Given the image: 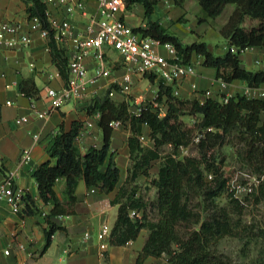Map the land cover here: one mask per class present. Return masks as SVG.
<instances>
[{
	"label": "trees",
	"instance_id": "16d2710c",
	"mask_svg": "<svg viewBox=\"0 0 264 264\" xmlns=\"http://www.w3.org/2000/svg\"><path fill=\"white\" fill-rule=\"evenodd\" d=\"M162 1L126 0L128 10L140 5L145 12L146 25L134 29L136 33L162 45H172L183 64L191 63L194 56L201 57L202 65L215 69L216 79L228 85L242 81L248 88L264 86V69L249 71L243 67L240 58L243 51L264 48V0H197L204 14L201 22L215 20L228 5L235 6L220 31L228 45L224 55L214 54L202 41L186 45L159 20L154 21L155 8ZM25 2L29 19L38 18L42 27L49 31L48 45L53 63L58 67L65 85L68 84L70 58L50 30L46 4L42 0ZM149 79L154 82L156 78L150 75ZM21 92L31 99L39 94L31 79L23 81ZM109 93L104 99L93 100L87 108L88 115H99L102 145L91 147L83 154L75 144L84 128L83 123L74 122L70 131L60 125L49 151V161L35 172L39 200L44 205L53 204L47 216L49 223L51 217L76 213V188L80 180L88 188L96 187L105 193L117 187L120 171L112 151L113 129L110 124L119 121L132 132L128 139L131 165L126 185H131L141 176L151 178L154 163L159 161L160 165L157 178L151 181L157 189V198L151 204L136 198L134 189L128 191L122 188L114 201L115 205H119V212L109 237L110 245H127L136 241L142 230H148V239L136 264H144L149 257L163 256L168 264H231L215 248L223 238L237 235L240 222H235L233 216H240L243 211L239 209L240 201L228 192L232 179L224 169L226 158L221 150L226 145L235 148L239 145L237 156H243V162L253 167L258 175H264V99H249L238 92L227 103L221 102L218 97L207 98L200 103L198 100L175 97L173 89L160 80L156 100L146 103L136 112L130 103L114 102ZM163 104L167 110L165 116L160 117V106ZM184 117H188L193 124L185 123ZM145 127L150 130L153 147L143 146L140 141ZM196 139L199 141L196 142ZM192 145L199 151V158L179 157L181 147ZM165 147L172 148V152L163 155ZM210 175L212 180L208 182ZM62 179L66 181L68 196L65 202H61L55 192L57 182ZM261 190L264 193V180ZM225 194L230 199L228 207L218 204ZM131 211H143V216L133 219ZM152 212L156 213L155 219L149 217ZM36 213L41 211L27 195L20 214L29 216ZM58 230L50 223L46 232V247Z\"/></svg>",
	"mask_w": 264,
	"mask_h": 264
},
{
	"label": "crops",
	"instance_id": "0c3cea01",
	"mask_svg": "<svg viewBox=\"0 0 264 264\" xmlns=\"http://www.w3.org/2000/svg\"><path fill=\"white\" fill-rule=\"evenodd\" d=\"M189 3H193L195 11L187 8ZM87 7L90 15L96 14L95 0H88ZM192 12L194 18L190 19ZM198 12L194 0H163L155 8L152 19L159 20L186 45L198 41L211 42L208 40L215 39L217 44L210 43V49L216 55H224L228 51V45L220 31L225 25L220 29L210 24V21L200 22L198 17L195 18ZM123 19L134 29L144 27L147 22L144 9L140 5L125 12ZM178 19L181 20V24L186 22L191 24L181 29L176 23ZM0 22L20 25L22 31L32 40L26 47L23 45L9 47L0 42V182L14 173L16 185L24 192L25 197L27 195L32 197L41 211L29 216L14 214L5 202H0V264H136L148 239V230H142L136 241L124 246H111L109 239L104 242L97 239L103 226L109 225L113 228L118 219L119 205H115L114 201L122 188L128 191L134 189L136 198L140 197L147 202L149 192L152 194V202L157 198V189L151 185V181L157 178L158 170H151V178L141 176L131 185H126L131 165L128 139L132 132L129 128L122 126L113 129L112 133V151L115 152V162L120 171L117 187L114 191L105 193L96 187L88 188L85 182L80 180L76 188L78 198L76 213L71 216L51 217L50 223L60 230L52 235L48 247L46 232L50 229V223L47 216L53 204L44 205L39 200L38 184L34 175L41 165L49 161V151L60 125H63L66 131H70L74 122L83 123L84 128L75 143L83 154L91 147L102 145L98 115L90 116L87 112L93 100L104 99L110 90H116L111 99L116 103H130L132 110L137 112L143 105L142 102L146 104L156 100L160 80L155 79L151 82L150 75L134 74L131 92L121 93L116 83L123 81L128 70L120 56L109 47H105L104 69L110 70L109 76L102 77L91 85L88 95L81 102L68 103L50 111L48 91L63 89L65 82L58 67L53 63L48 39L41 36V27L29 19L25 0H0ZM85 22L83 16H75L73 24L76 31L83 30ZM11 38V35L5 36V39ZM67 48L70 49L69 46ZM156 49L164 57L172 58L166 48ZM67 54L70 57V53ZM240 58L243 67L249 71L264 69V48H252L241 54ZM192 62L196 63L197 76L186 77L179 82L166 85L171 87L173 92L178 90V98L204 103L207 98L203 91L217 85L216 71L204 67L203 59L199 56H194ZM84 64L88 70L87 78H93L98 67L94 56L86 57ZM28 79L34 80L38 89L39 94L36 98L31 99L21 92V84ZM193 85H197L199 93L194 92ZM246 87V83L235 81L228 85L226 94L222 95L232 96L242 92ZM160 107L166 113L164 104ZM34 110L39 113L48 112V116L39 119ZM22 116H27L29 122L18 126L16 120ZM149 134L150 130L145 127L144 140L141 143L143 146L153 147ZM34 135L40 136L39 142H35ZM25 149L32 151V161L29 164H21ZM55 192L61 202L68 199L64 179L57 182ZM142 216L143 211L138 212L137 218ZM86 233L91 235L89 241L83 240ZM19 245H23L25 249H19ZM8 248L11 249V254L5 256L4 251ZM165 261L164 256L149 257L144 264H163Z\"/></svg>",
	"mask_w": 264,
	"mask_h": 264
},
{
	"label": "built area",
	"instance_id": "2783aa9c",
	"mask_svg": "<svg viewBox=\"0 0 264 264\" xmlns=\"http://www.w3.org/2000/svg\"><path fill=\"white\" fill-rule=\"evenodd\" d=\"M42 1L47 6L46 17L55 40L62 49L70 53L68 84L61 90L50 89L48 91L50 111L57 110L68 103L81 102L88 95L91 85L95 84L100 78L109 76L110 70L104 69L106 54L103 50L105 47H109L116 52L128 70L123 81L116 83L118 91L123 94L131 92L134 74L153 75L156 79L169 84L179 82L186 77L197 76L196 63L183 64L172 45H162L151 38H144L124 21L123 16L128 11L126 0H95L97 11L94 15H90L88 12V0ZM77 15H81L86 19L85 27L81 31H76V26L73 24V19ZM30 20L41 27V36L48 39L50 33L42 27L40 20L38 18ZM6 35H11L12 38L5 39ZM0 42L9 47H15L16 45L26 47L31 44L32 40L22 31L20 25L0 22ZM157 47L166 48L172 58L169 59L161 55L157 51ZM233 51L236 52V49H233ZM246 52L248 50L243 51L242 54ZM90 55L94 56L98 67L95 76L88 79V70L84 64V59ZM192 88L194 92H200L197 85H193ZM227 88V83L223 80H217L216 87L203 91V95L206 98L218 97L221 102L227 103L231 96L222 95L226 94ZM115 93L116 90H111L109 97H114ZM241 93L249 99H264L263 86L255 89L246 87ZM173 95L178 98V90H175ZM142 104L141 107L146 105L145 102H142ZM34 113L39 119L48 116V112L39 113L34 110ZM164 116L165 111L161 110L160 117ZM28 122L27 116L19 117L16 120L18 126ZM110 126L112 129H116L123 125L121 122L116 121L112 122ZM34 140L36 143L39 142L40 136L34 135ZM143 140L144 137H141L140 141ZM198 141L199 139H196V142ZM180 149L183 151L180 150L179 157H185L183 152L187 148L181 147ZM31 161L32 151L31 149H25L22 153L21 164H29ZM209 179L212 180V175L209 176ZM235 188L237 190L231 191H235L236 195L241 189L247 194L253 192L252 183L246 186L238 185ZM2 201L10 207L14 214H20L25 207V194L16 185L14 173L9 174L0 182V202ZM130 217L137 218L138 212L131 211ZM111 231V226H103L98 233V241L108 240ZM90 238L89 233L83 236L84 241H89ZM19 249L24 250L25 247L19 245ZM4 254L10 256L11 249H6ZM165 264L168 263L165 262Z\"/></svg>",
	"mask_w": 264,
	"mask_h": 264
},
{
	"label": "rangeland",
	"instance_id": "374dc122",
	"mask_svg": "<svg viewBox=\"0 0 264 264\" xmlns=\"http://www.w3.org/2000/svg\"><path fill=\"white\" fill-rule=\"evenodd\" d=\"M194 2L197 10H199L198 15L195 16V18L198 17L200 21V18H203L204 14L197 1L194 0ZM187 6L189 10L195 11L193 3H189ZM234 9V5H228L220 17L215 20L209 19L207 21H210V24L216 25L217 28L221 29L227 24ZM191 16L190 19L194 18V13ZM176 23L180 25L179 28L181 29H185L186 26L191 24V22L181 24L180 19L176 20ZM208 41H211L206 42V44L208 43V46L210 43H213L214 45L217 44L215 39H210ZM183 121L190 126L193 124L188 117H184ZM242 146L243 145H240V147ZM238 147L239 145H237L236 148L232 145H226L221 150V154L222 156H225L224 158H226L224 165L226 174L231 176L232 179L229 184L228 192L232 193L234 198L240 201L239 209L243 211V213L240 216H233L235 222H240L237 235L223 238L217 244L215 250L218 254L226 257L231 264H264V193H262L261 190L264 175H258L253 167L243 162V156H237ZM180 150L183 151L182 149ZM162 151L163 155H166L172 152V148L165 147ZM183 154L186 157H200L199 151L193 145L188 147ZM159 165V161L155 162L153 169H155V171L158 170ZM207 181L211 182L209 177ZM251 183L253 184V192L250 194L245 193L242 189L237 193V195L235 194V191H231L237 190L235 187L238 185L246 186ZM151 195L152 194H150V192L147 193L149 203L152 202ZM218 204L222 207L230 206L228 194L222 196L218 200ZM149 217L151 219H155L156 213L152 212ZM165 262H167V260ZM165 262H163V264H165Z\"/></svg>",
	"mask_w": 264,
	"mask_h": 264
}]
</instances>
